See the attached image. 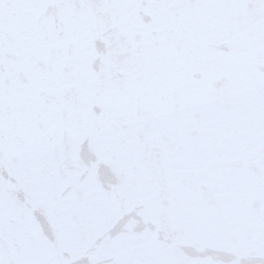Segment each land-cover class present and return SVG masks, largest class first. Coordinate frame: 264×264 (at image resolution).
<instances>
[{"label":"water","instance_id":"95a60500","mask_svg":"<svg viewBox=\"0 0 264 264\" xmlns=\"http://www.w3.org/2000/svg\"><path fill=\"white\" fill-rule=\"evenodd\" d=\"M0 264H264V0H0Z\"/></svg>","mask_w":264,"mask_h":264}]
</instances>
